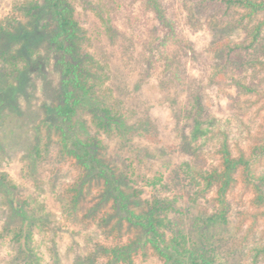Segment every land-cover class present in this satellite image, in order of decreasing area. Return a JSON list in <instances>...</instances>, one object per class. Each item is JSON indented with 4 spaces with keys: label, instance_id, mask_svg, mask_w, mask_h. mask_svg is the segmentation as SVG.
<instances>
[{
    "label": "rangeland",
    "instance_id": "rangeland-1",
    "mask_svg": "<svg viewBox=\"0 0 264 264\" xmlns=\"http://www.w3.org/2000/svg\"><path fill=\"white\" fill-rule=\"evenodd\" d=\"M158 1L171 26L161 23L145 0H70L91 36L81 50L85 73L104 76L103 86L122 100L124 114L131 112L129 119L146 116L153 127L131 141L108 136L92 123L96 111L91 98L78 107L74 120L82 127V138L95 136L98 155L122 180L136 212H146L156 196L165 198L180 209L168 215L177 227L200 218L198 228L201 217L214 211L224 178V143L233 158L247 161L250 180L264 172V25L254 48L226 56V45L245 40L264 12L249 16L231 7L224 14L216 0ZM28 2L38 8L27 10ZM44 5L45 0H0V25H6L2 39L16 42L13 48L34 47L39 55L18 75L8 73L10 57L0 59V264H27L20 258L24 236L17 242L5 230L29 223L19 216L23 211L40 213L48 221L47 227L34 224L29 242L40 264H76V257L96 244L141 235L115 211L101 178L86 177L71 156L56 162L59 133L52 107L61 91V75L43 28ZM105 24L113 30H105ZM9 31L15 33L11 40ZM35 147L43 156L37 160L32 157ZM29 162H39L35 174L40 187L28 174ZM215 169L217 179L201 193L205 181L198 175ZM230 178L226 224H205L202 231L215 234L209 239L219 243L217 264H264L261 255H253V246L264 242V207L255 203L243 164ZM72 194L78 200L74 223L66 219L60 201ZM134 262L162 263L147 246L138 248Z\"/></svg>",
    "mask_w": 264,
    "mask_h": 264
},
{
    "label": "trees",
    "instance_id": "trees-1",
    "mask_svg": "<svg viewBox=\"0 0 264 264\" xmlns=\"http://www.w3.org/2000/svg\"><path fill=\"white\" fill-rule=\"evenodd\" d=\"M145 1L161 23L171 26L165 19L158 0ZM216 2L222 5L224 14L231 7L241 9L249 16L264 12V0H216ZM28 5L27 10L38 8L35 3L32 5L31 2H28ZM44 10L47 23L43 25V28L48 30L46 39L50 50L54 54L55 63L59 67L61 75V91L56 104L52 107L54 126L59 133L56 162L58 159L61 161L65 160L66 156H71L76 166L83 171L86 177L96 176L101 178L111 196L115 211L129 224L141 230V235L137 239L109 245L96 244L93 249H86L84 254L76 257V264H135L134 254L139 247L144 246L152 249L162 262L161 264H217L218 258L220 259L218 257L219 243L215 244L214 241L209 239L213 238L215 234H209V232L206 234L202 231L204 225L226 224L229 204L226 200L225 188L231 179V173L239 163L244 165V175L251 182L253 191L256 193L255 203L264 207V172L256 179L250 180L249 175L251 174L246 165L247 161L243 160L242 157L233 158L224 143L221 149L223 170L220 173H223L224 178L221 180V185L214 197V211L204 216V218L201 217L203 224L198 228H196V224L199 223L200 218H197L194 223L192 222L186 228L177 227L168 215L172 212L177 213L180 209L173 206L172 201L165 198L156 196L150 200L146 212H136L130 206V194L124 192L122 180L116 176L112 168L108 167L103 157L98 155L97 144L94 142L95 136L88 139L82 138L80 135V128L82 127L77 125L74 116L83 101L91 98L95 101L96 111L92 123L98 131H103L108 136L116 135L121 140L125 139L126 141H131L135 136L143 135L150 127H153V124L146 116L130 117L129 119L131 112L129 116L124 114L122 100L113 96L111 88L103 86L104 76L103 78L96 74L95 76H88L90 72L85 73L86 68L82 60L83 53L81 50L84 48V43L90 42L91 36L80 24L70 0H45ZM105 13L102 12V19L106 18ZM32 18H34L33 15L29 17V19ZM263 25L264 19L247 32L245 40L233 44L228 43L226 45V56L228 57L232 53H246L254 48L261 35ZM5 27L6 25H0V59L8 60L7 58L10 57L7 61L8 73L18 75L24 69L29 68L39 55L36 54L34 47L24 49L21 45L13 48V44H16V42L8 44L2 39L6 34ZM30 29L34 30L35 28L32 26ZM105 30L108 32L113 30L112 25L107 24ZM8 34L9 40L12 39V36H15V33L12 34L11 31ZM112 34L110 35L112 36ZM12 51L14 54L11 53ZM89 77L93 78L92 82L88 80ZM236 83L239 86H244L239 81H236ZM8 86L10 87L11 84ZM248 89L254 90L253 87H248ZM3 102L4 97L0 103ZM129 120L132 121L129 122ZM196 131L201 130L198 128ZM44 145L47 147L46 144ZM34 156L35 160L43 157L40 147H35L32 157ZM38 163L29 162L27 167L29 169L28 174L34 176L35 185L40 187L37 178L39 175L35 174ZM198 177L205 181V187L203 185V188L199 191L206 193L213 181L217 179L216 169L209 174H199ZM3 186H5L4 183ZM198 192H196V195H198ZM60 201L61 211L66 215V219L72 223L76 222L78 220L76 195H65ZM19 216L21 218L26 216V219L30 220L29 223L22 221L18 226L6 227L5 230L12 234L13 240L17 242H20V238L24 236L23 242L19 244L20 252L24 254L20 257L22 260L27 264H40L39 258L37 254L34 256L29 242L32 238L34 224L47 227L48 221H46L45 215L40 213L38 215L36 213L27 215L23 211L21 214L19 213ZM214 239L216 240V238ZM219 239L221 238H217L220 242ZM253 251L255 257L261 255L264 259V242L253 246ZM20 252L18 251L19 254H21ZM19 254L15 257L17 258ZM20 258H17V260Z\"/></svg>",
    "mask_w": 264,
    "mask_h": 264
}]
</instances>
